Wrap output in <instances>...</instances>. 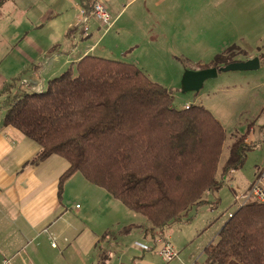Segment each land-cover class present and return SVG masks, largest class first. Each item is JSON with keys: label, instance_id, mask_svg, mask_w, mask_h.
<instances>
[{"label": "trees", "instance_id": "obj_1", "mask_svg": "<svg viewBox=\"0 0 264 264\" xmlns=\"http://www.w3.org/2000/svg\"><path fill=\"white\" fill-rule=\"evenodd\" d=\"M233 49L201 69L219 68ZM16 81L0 89V123L40 146L27 165L62 157L69 166L58 180L59 196L79 173L143 216L151 238L187 221L193 208L207 203L205 194L220 189L255 146L247 143V129L219 167L226 139L220 122L200 105L176 109L171 92L130 63L83 55L75 71L67 68L39 92L20 87L13 92ZM203 254V264H264V203L237 207Z\"/></svg>", "mask_w": 264, "mask_h": 264}, {"label": "rangeland", "instance_id": "obj_2", "mask_svg": "<svg viewBox=\"0 0 264 264\" xmlns=\"http://www.w3.org/2000/svg\"><path fill=\"white\" fill-rule=\"evenodd\" d=\"M124 1L122 2L125 8L109 30L106 31L96 20L90 19L89 32L94 26L101 28L91 41L92 44L98 41L93 54L138 66L149 80L171 92L173 107L176 109L186 108L187 105H200L208 109L220 122L226 134L220 167L237 137L247 129H264V0H184L187 13L170 17L160 15L159 7L155 5L156 0ZM148 2L152 4V13L146 10ZM170 2L172 0L165 5ZM2 6L0 4V46L9 38L6 35L9 25L14 22L16 27L21 19L16 16L14 20H10L13 13L7 15L10 8H14V4H6L4 8ZM70 14L71 9L68 16L64 15L54 22L53 30L49 26L42 29L43 37L47 39L53 34L55 40L63 39ZM28 21L30 24V18ZM29 31V34L34 32ZM86 39L80 38V42H85ZM231 47L234 49L229 53V59L218 63L219 68L230 62H244L253 58L259 59V67L250 71L219 72L216 77L204 81L198 91L183 92L182 78L185 72L212 66L215 57L224 54ZM5 55V51H0V62ZM11 59L13 58L9 56L2 63L1 71L5 68V71L13 72V68L9 67L12 65ZM50 65L56 69V64ZM263 165L264 135L247 153L243 166L234 174L231 172L223 180L220 189L205 194L207 203L193 208L188 213L187 221L183 220L170 226L169 243L178 252L172 262H164L155 250L144 252L135 247L134 242L140 241L148 245H151V242L142 240L140 232L133 229L124 233L125 236L119 238L117 243L112 244L109 252L106 251L111 257L108 264L130 263L133 255L142 252L153 264H203V249L216 240L228 213L236 210L233 190L234 193L242 192L247 184L255 180ZM217 178H221L220 170ZM79 184L84 188L90 187L99 191L100 195L106 197L107 203L114 202L116 207L111 217L112 231L117 233L128 225H140L142 230L150 227L143 216L129 211L122 203L111 200L104 190L88 185L79 174H75L71 182V224L78 223L83 229L85 225L82 220H88V201L75 191L76 185ZM76 204L81 208H76ZM117 223L121 226H117ZM74 230L72 227L66 234V244L71 248V256L62 264L89 262L94 253L92 251L91 255L84 256L81 244L76 241ZM57 246L56 251H59L61 244L57 243Z\"/></svg>", "mask_w": 264, "mask_h": 264}, {"label": "crops", "instance_id": "obj_3", "mask_svg": "<svg viewBox=\"0 0 264 264\" xmlns=\"http://www.w3.org/2000/svg\"><path fill=\"white\" fill-rule=\"evenodd\" d=\"M101 1L111 14L114 26L125 8L122 2L124 0ZM169 1L156 0L155 5L159 7L161 16L170 17L187 13L186 1L172 0L170 4L165 5ZM90 2L91 0H0L2 8L6 4H14V8H10L7 14L13 13L10 20H14L16 16L21 18L16 27L14 22L9 25L10 28L6 33L9 38L0 46V51L6 52L4 59L0 62V89L5 83L18 77L13 92L19 87L33 92H38L39 88L44 90L48 80L58 77L69 67L73 70L75 63L83 55H94L98 41L93 44L91 41L100 32L99 26H94L86 34L76 29L67 37V31L76 27L80 19L81 6L87 7ZM151 5V2L146 4V10L149 13H152ZM69 8L71 18L67 21L64 38L55 40L54 35L50 34L45 39L42 29L49 26L53 30L54 22L63 18L64 15L68 16ZM22 17H24L23 20ZM29 30L34 32L29 34ZM83 37L87 39L85 42H80V38L83 39ZM9 56L15 59H11L12 65L9 66L13 68L11 73L5 71V68L1 71L2 63ZM53 63L56 64L57 70L50 65ZM3 98L0 97V103ZM263 131L257 128L251 129L247 141H259ZM40 150V146L34 140L0 123V264L5 260H8L9 264H62L71 256V248L66 244L68 243L66 234L72 227L75 228L76 241L81 244L84 256L91 255L94 251L89 262L83 261V264H98L104 255L106 257L103 264H108L111 257L109 253L106 254V251L109 252L112 244L117 243L119 238L125 236L124 233L133 229L140 232L142 240L151 242L152 238L146 235L145 229L139 228L140 225L125 226L126 231L122 228L117 233L112 231L111 217L116 205L114 202L111 203L112 205L107 203L106 197L100 195L99 191H94L90 187L84 188L81 184L76 185L75 191L88 201V220H82L85 225L83 229L78 223L71 224V182L75 175L73 174L65 182L62 194L59 196L58 180L69 165L65 159L57 155L49 156L36 166L27 165ZM251 184H247L243 191ZM109 198L115 200L110 195ZM75 206L78 208L80 205ZM118 225L120 223H117ZM170 226L172 227L171 224ZM170 226L164 230L163 234L157 236H162L169 241ZM52 240L55 241L56 248L51 246ZM57 243L61 244L59 251H56ZM127 264L153 263L151 259L145 258L142 252L133 255L132 260Z\"/></svg>", "mask_w": 264, "mask_h": 264}, {"label": "built area", "instance_id": "obj_4", "mask_svg": "<svg viewBox=\"0 0 264 264\" xmlns=\"http://www.w3.org/2000/svg\"><path fill=\"white\" fill-rule=\"evenodd\" d=\"M79 14L80 19L76 23V27L78 32H82L83 34L88 33V23L90 19L96 20L100 24V27H105L106 31L113 26L111 14L101 0H91L87 7L81 6ZM40 90L41 88L38 89V92ZM186 108H188V106H186ZM250 141L251 140H248L247 143H250ZM253 141L256 142L258 140ZM233 199L236 208L245 206L250 202L264 203V165L259 169L255 180L245 191L233 193ZM231 216L232 213H228V217ZM51 246L56 248L54 240H52ZM135 247L144 252L155 250L166 263L172 262L178 255V252L175 251L171 243L162 236L152 238L151 245L136 242ZM2 264H9V261L5 260Z\"/></svg>", "mask_w": 264, "mask_h": 264}, {"label": "water", "instance_id": "obj_5", "mask_svg": "<svg viewBox=\"0 0 264 264\" xmlns=\"http://www.w3.org/2000/svg\"><path fill=\"white\" fill-rule=\"evenodd\" d=\"M258 60V58H253L244 62H230L221 68L211 67L199 71H187L182 78L183 92L198 91L203 86L204 81L216 77L219 72L255 70L259 67Z\"/></svg>", "mask_w": 264, "mask_h": 264}]
</instances>
